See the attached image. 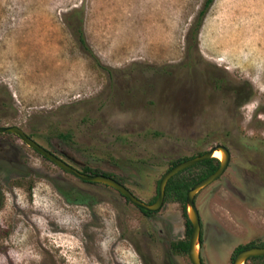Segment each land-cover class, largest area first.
I'll list each match as a JSON object with an SVG mask.
<instances>
[{"label":"rangeland","instance_id":"374dc122","mask_svg":"<svg viewBox=\"0 0 264 264\" xmlns=\"http://www.w3.org/2000/svg\"><path fill=\"white\" fill-rule=\"evenodd\" d=\"M202 2L0 0V87L11 104L0 126L77 169L119 176L145 203L169 160L224 145L226 168L194 204L201 263L229 264L237 245L264 243V0H212L188 33ZM79 6L107 72L64 21ZM183 238L177 202L144 213L0 133V264H190L169 248Z\"/></svg>","mask_w":264,"mask_h":264},{"label":"water","instance_id":"95a60500","mask_svg":"<svg viewBox=\"0 0 264 264\" xmlns=\"http://www.w3.org/2000/svg\"><path fill=\"white\" fill-rule=\"evenodd\" d=\"M9 132L17 136L26 146L35 150L42 157L49 160L55 166L59 167L63 171L71 174L72 176L87 182H95L103 185H107L113 189H115L121 196H123L127 201H129L132 205L136 206L142 211L145 212H154L159 209L163 201L164 187L167 180L176 174L178 171L185 169L189 166H192L200 161L206 160L212 156V152L214 150L220 151V158H218V166L217 168L207 176L202 179L194 182L185 192L184 202H185V217L190 223L191 229L187 242V250L186 255L190 262V264H202L199 256V236H200V222L199 216L194 204V195L196 192L207 184L215 180L227 166L229 159V152L227 148L222 144H215L208 149H206L203 153L199 155L192 156L183 161L176 163L170 168L166 169L160 176L157 186H156V196L153 202L145 203L135 197L122 183L116 181L115 179L105 176L103 174H88L82 173L79 169L71 166L70 164L63 161L61 158L57 157L55 154L45 149L33 139H31L27 134H25L19 127L15 125H5L0 126V133ZM252 256H264V247H249L243 249L236 253L231 262L229 264H239L244 263L246 259Z\"/></svg>","mask_w":264,"mask_h":264},{"label":"trees","instance_id":"16d2710c","mask_svg":"<svg viewBox=\"0 0 264 264\" xmlns=\"http://www.w3.org/2000/svg\"><path fill=\"white\" fill-rule=\"evenodd\" d=\"M212 0H203L201 7L197 11L194 20L192 21L191 25L188 28V33H193L196 34L198 32V29L200 27L202 18L206 14V11L211 4ZM64 21L69 28L74 40L78 44V46L82 49L84 54L93 62L97 67H99L103 71H108V68L106 66H103L100 64L95 57L93 51L91 50L90 46L88 45L84 31H83V8L81 6L74 8L71 10V12L64 18ZM187 33V34H188ZM11 104H10V96L3 87H0V111H5L6 109H10ZM59 137H61L64 140L69 139V135L67 133L64 134H58ZM205 151V150H204ZM204 151H201L197 153L196 155H199L203 153ZM192 157V156H191ZM190 158V157H188ZM187 158H176L173 160L168 161V166L166 169L170 168L171 166L175 165L176 163L183 161ZM218 166V159L216 157H209L206 160L200 161L192 166H189L185 169H182L178 171L176 174L171 176L164 187V194H163V201L165 202L167 200L177 202L180 206L181 210V215L184 219V238L181 240L177 241H171L169 243V248L173 253H186L187 250V242H188V237L190 233V223L185 217V202H184V197H185V192L187 189L196 181L202 179L203 177L207 176L208 174L212 173ZM80 171L82 173H88V174H103L105 176H109L116 181L121 183V179L119 176L112 174V173H107V172H101L95 169H91L88 166H83ZM156 196V193L152 196L151 200L148 201V203H151L154 201ZM67 199V198H66ZM69 200V199H67ZM71 201V200H70ZM73 202L75 203H82L84 202L81 199H74ZM144 213H150V212H145ZM199 243H200V237H199ZM264 247V243L256 244L253 242H249L246 244H239L237 245L233 251L231 258L239 251L249 248V247ZM264 259V256H252L249 257L244 261L246 262H254L257 260H262Z\"/></svg>","mask_w":264,"mask_h":264},{"label":"flooded vegetation","instance_id":"af4514ba","mask_svg":"<svg viewBox=\"0 0 264 264\" xmlns=\"http://www.w3.org/2000/svg\"><path fill=\"white\" fill-rule=\"evenodd\" d=\"M31 138V137H30ZM32 139V138H31ZM40 145V144H39ZM43 147V146H42ZM45 148V147H44ZM46 149V148H45ZM48 150V149H47ZM50 152H52L53 154H55L52 150H49ZM56 155V154H55ZM57 156V155H56ZM57 157H59V158H70V160L72 159L71 157H67L65 154H64V152L63 151H60V153H59V155L57 156ZM63 160V159H62ZM73 160V159H72ZM63 161H65V160H63ZM66 162V161H65ZM71 162V161H70ZM67 163V162H66ZM69 164V163H68ZM78 166V168H79V170L83 167L82 165H77ZM258 247V246H257ZM238 253V252H237ZM233 258V257H232ZM232 258H230V262H231V260H232ZM201 261V260H200Z\"/></svg>","mask_w":264,"mask_h":264},{"label":"bare ground","instance_id":"6f19581e","mask_svg":"<svg viewBox=\"0 0 264 264\" xmlns=\"http://www.w3.org/2000/svg\"><path fill=\"white\" fill-rule=\"evenodd\" d=\"M212 156L213 157H217V158H220V151L219 150H214L213 152H212ZM239 264H242V263H239Z\"/></svg>","mask_w":264,"mask_h":264}]
</instances>
